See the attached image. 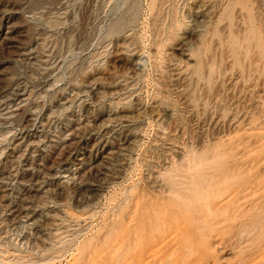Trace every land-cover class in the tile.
<instances>
[{"label":"rangeland","instance_id":"374dc122","mask_svg":"<svg viewBox=\"0 0 264 264\" xmlns=\"http://www.w3.org/2000/svg\"><path fill=\"white\" fill-rule=\"evenodd\" d=\"M0 264H264V0H0Z\"/></svg>","mask_w":264,"mask_h":264},{"label":"bare ground","instance_id":"6f19581e","mask_svg":"<svg viewBox=\"0 0 264 264\" xmlns=\"http://www.w3.org/2000/svg\"><path fill=\"white\" fill-rule=\"evenodd\" d=\"M13 112V111H12ZM12 112H10V110L9 111H7L6 112V114H5V116H9V115H11L12 114Z\"/></svg>","mask_w":264,"mask_h":264}]
</instances>
